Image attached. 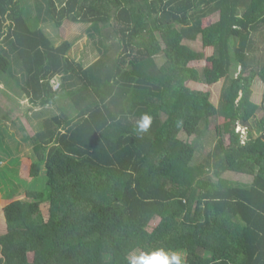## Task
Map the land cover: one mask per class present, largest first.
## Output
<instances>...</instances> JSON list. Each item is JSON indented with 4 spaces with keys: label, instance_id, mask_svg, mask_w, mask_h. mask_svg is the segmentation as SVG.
<instances>
[{
    "label": "trees",
    "instance_id": "1",
    "mask_svg": "<svg viewBox=\"0 0 264 264\" xmlns=\"http://www.w3.org/2000/svg\"><path fill=\"white\" fill-rule=\"evenodd\" d=\"M65 21L89 26L94 63L45 29ZM198 39L214 52L194 70L206 53L184 42ZM0 73L34 106L57 107L32 139L31 180L44 174L47 188L0 169V264H130L157 250L182 251L184 264H264V93L253 101L255 80L264 84V0H0ZM190 81H224L218 106Z\"/></svg>",
    "mask_w": 264,
    "mask_h": 264
},
{
    "label": "rangeland",
    "instance_id": "2",
    "mask_svg": "<svg viewBox=\"0 0 264 264\" xmlns=\"http://www.w3.org/2000/svg\"><path fill=\"white\" fill-rule=\"evenodd\" d=\"M220 15L219 14H215L210 16L209 18H207L204 22H205V26L211 25L215 22H217L219 20ZM89 28V26L87 24H83V23H72L69 21H65L61 24V26L59 28H55V27H51V26H47L45 29L48 32V34L51 36V38H53V40H55V42L57 44H59L60 42H63L64 40H67L69 42H71L73 44L72 49H71V57L79 60L81 63L85 64L86 66L94 63L99 57L100 54L98 52V50L94 47L93 45V41L92 39L88 36L86 30ZM49 36V37H50ZM159 39L162 43L163 46H166L167 41L165 39V37L161 34H158ZM184 44L190 46L193 50L196 51H205L206 53V60L205 61H200V62H193L190 64V67L194 70H200L203 69L205 67H210L211 65V59L213 57V52L214 49L213 48H207L205 49L202 45V40L198 39L195 42H189V41H185ZM118 50L115 49L113 50V54H115ZM234 47L232 48V54L234 56ZM241 71V69L234 64V67L232 68V75L236 76L239 74V72ZM4 81H8L7 76H3L2 73H0V85H5L6 88V92L10 95V97H13L18 104L16 105V101L15 102H11L10 106L19 110V112H24L26 111V100L24 99V97H19L15 94L16 89H14V82L13 80H9L8 83H5ZM58 83V81H57ZM188 87L193 89V90H199V91H210L212 94V100L213 102L218 106L219 104V100L222 94V90L224 87V81H220L219 83H217L216 85L209 87L206 86L202 83H199L197 81H190L188 82ZM253 101L256 104L261 105L262 101H263V93H264V84L261 82L260 79H256L254 86H253ZM4 96H6L5 94L0 92V111L4 110L3 106H5L6 103H8L9 100H7ZM5 103V104H4ZM21 103V104H20ZM18 106V108H17ZM29 106H32L31 104H29ZM37 110V109H36ZM43 111V119L51 116L53 113L57 112V107H50L47 110L45 109H41L39 112ZM33 112V111H32ZM17 116L19 117V115L17 114ZM22 119H21V118ZM19 119L26 121V127L28 128V131L30 133H33L31 126H29L28 121L24 120L23 115L20 114ZM264 117V112L260 111L258 113L257 119H262ZM6 119V124L10 125V121L7 117V115H0V129L2 130L4 128V124L5 121L3 119ZM220 124L224 123V119L220 118L219 120ZM4 123V124H3ZM23 123V122H22ZM255 126V130L256 133H259V128L256 126V124L254 123ZM237 132H240L241 130H244L245 134V138H247V133L245 128L241 127L240 125L236 126ZM1 133V131H0ZM243 133V132H242ZM255 133V135H256ZM260 134V133H259ZM181 137L185 140L186 136L185 135H181ZM216 140L215 138V130H213L212 132H208V134L206 135L205 138H203L200 142H203V146L201 148V150L198 152L195 160L198 163H201L202 161L205 160V158H207V156L209 155V153H211L214 149V141ZM193 141V138L192 140ZM3 149H2V141L0 139V161L2 160L1 158H6V154L3 153ZM79 165L78 162H73L71 164H69V171H72L74 168H76ZM1 166V164H0ZM13 167H15L14 165H11ZM2 167V166H1ZM7 168L10 167V165L6 166ZM67 170L64 172H61V174L59 176H57L55 179H53V181H57L61 178H63L64 176H66V174L69 172ZM8 172L13 173L12 171L8 170ZM14 174V173H13ZM8 181L11 180V175L8 174L6 172ZM4 174L1 176L3 177ZM19 178H21L22 180H24V182L29 183L28 185H31L32 188H30L31 190L34 191H44L47 186H48V179L47 177L42 174L38 179L36 180H31V177L28 175V172H20V176ZM226 179H228L230 182H234L236 184H250L252 182V177L247 176V175H242V174H234V173H230L228 174L226 177ZM13 180L18 181L16 177L13 178ZM2 197V196H1ZM4 197V196H3ZM43 210L45 212V214H47V209L46 207H43ZM0 215H1V211H0ZM5 221H3L2 215H1V221H0V233L3 234L4 233V228L6 229V223H4ZM158 225V222H154L152 223L151 227H150V231H152L156 226ZM142 254H146L143 251L141 252H137L135 253L133 257H139ZM34 255L31 254L30 255V259L33 260ZM185 256H184V260H185Z\"/></svg>",
    "mask_w": 264,
    "mask_h": 264
},
{
    "label": "crops",
    "instance_id": "3",
    "mask_svg": "<svg viewBox=\"0 0 264 264\" xmlns=\"http://www.w3.org/2000/svg\"><path fill=\"white\" fill-rule=\"evenodd\" d=\"M67 41V40H64ZM57 45V43H55ZM80 62L79 60H76ZM83 64V63H82ZM85 67H87L85 64H83ZM6 76V75H3ZM8 81L12 80L10 77L7 76ZM8 81H4L5 83H8ZM14 82V81H13ZM6 86L0 85V92L5 94L4 96L8 101V103H4L5 106H3L4 110L0 111V115H7L10 125L6 124L5 121L4 128L0 131V139L2 141V149L3 153L6 154V158H1L0 161L1 166L5 167L7 165H10L11 171L16 172H28V175L31 177V167L33 160L35 158L34 150H33V144L32 139L36 135V133L40 130L41 122L43 119V111L39 112L42 108L34 106L27 98L24 97L26 100V111L19 112V110L13 108L10 106V103L16 100L13 98L15 96L10 95L6 92ZM14 89H16L15 94L19 97H23V95L20 93L18 86L14 82ZM13 96V97H10ZM11 101V102H10ZM18 102L16 101V105ZM21 104V103H20ZM31 104L32 106H29ZM18 108V106H17ZM37 109V110H36ZM33 111V112H32ZM17 114L20 117V114L23 115L24 120L28 121L29 126H31L33 133H30L28 131V128L26 127V121H23L19 119ZM23 122V123H22ZM2 153V154H3ZM14 165L15 167L11 166ZM0 166V169L2 168ZM20 176V175H19ZM22 196H25L23 193ZM4 201L0 198V211L3 218V221H5L4 214H3V207H4ZM1 215H0V221H1ZM6 223V222H4ZM7 228H4V233L6 234ZM0 233V235H3Z\"/></svg>",
    "mask_w": 264,
    "mask_h": 264
},
{
    "label": "clouds",
    "instance_id": "4",
    "mask_svg": "<svg viewBox=\"0 0 264 264\" xmlns=\"http://www.w3.org/2000/svg\"><path fill=\"white\" fill-rule=\"evenodd\" d=\"M151 123V118L145 115L138 121L136 129L138 134H143L148 131ZM130 264H184V253L172 252L167 253L164 250H157L151 254H142L139 257H133Z\"/></svg>",
    "mask_w": 264,
    "mask_h": 264
},
{
    "label": "built area",
    "instance_id": "5",
    "mask_svg": "<svg viewBox=\"0 0 264 264\" xmlns=\"http://www.w3.org/2000/svg\"><path fill=\"white\" fill-rule=\"evenodd\" d=\"M52 85H53V89L56 90L59 87V82L57 83V81L54 80V81H52ZM245 130H246V133H247L248 129L245 128ZM240 133H242L243 135L245 134L244 130H241ZM244 138H245V136H244Z\"/></svg>",
    "mask_w": 264,
    "mask_h": 264
}]
</instances>
